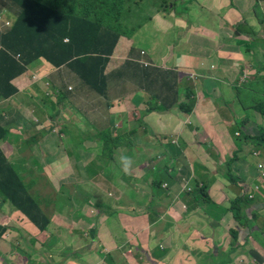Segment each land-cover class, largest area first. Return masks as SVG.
I'll return each instance as SVG.
<instances>
[{
  "label": "rangeland",
  "instance_id": "rangeland-1",
  "mask_svg": "<svg viewBox=\"0 0 264 264\" xmlns=\"http://www.w3.org/2000/svg\"><path fill=\"white\" fill-rule=\"evenodd\" d=\"M195 1L197 0L191 2L189 0H150L148 3L151 2V4H148L146 9L137 10L135 14L128 15L127 19L130 25L136 23L135 33L144 26V23L148 22L151 26L155 25V27L161 28L163 25L170 26L173 20L176 19L173 27L176 26L182 32L180 37H183V43L189 38L198 39L205 43H209L213 39L215 42H211V46L217 44L218 47L215 52L219 53L223 52V48L226 50L234 40L247 41L242 38L240 31L236 32L238 37L233 38L232 27L238 29L237 26H239L242 27L243 31L252 32V27L249 23H255L254 27L257 30H254L253 33L259 41L255 40L259 45L264 44V30H262L264 28V19L260 23L248 21L249 23L246 22L242 25V0H199V3H193ZM187 6L192 10L194 7V14H198L200 9L204 12L199 17H194L192 13L185 17L182 15L184 14L182 9ZM253 6L254 12L259 14L260 9L257 3L254 2ZM172 10L173 13L170 12ZM214 11L223 17H213L212 13ZM15 16L16 14L10 10L8 0H0L1 31L5 32L13 26ZM125 16L123 15V17ZM201 16L203 17L201 18ZM211 19H213L214 23L217 22V30L219 29L220 32L214 30ZM220 21L225 24L221 25ZM141 25L142 27L139 28ZM226 28L227 32L230 31L229 33L224 32ZM192 29L195 30L194 34L197 36L191 34ZM223 35H226V38L223 39ZM146 39L144 46H147L148 54L156 52L158 49L160 51V39L155 36L147 35V38L140 40L138 44ZM227 41H230V43H227ZM123 42L127 44V41ZM258 46L256 47L258 48ZM246 50L248 51L246 56H244L245 62L243 64L240 61L233 62L231 63L232 68H230V72L233 73L236 79H238V74H242L241 79L237 81V83L242 85L238 86V90H232L231 88L228 92V97L224 101L214 99L212 104L216 110L215 117L226 120L223 121L224 125H226L225 123L230 124L229 121H242V113L240 111L245 108L243 105L244 100L247 105L256 101V104L264 102V75L259 74V63H249L252 49ZM197 52L199 54L201 51L198 50ZM141 53L142 55L144 54L143 51ZM121 55L124 58V62L129 59L131 52L126 47H123ZM224 57L225 60L228 59L227 55ZM14 58L20 60V55H14ZM200 63L204 67V61L201 60ZM223 65H228V62ZM261 66H264V64H261ZM249 67L257 71L256 81L254 79L247 81L252 76ZM122 79L125 80L126 76L124 75ZM13 81L12 85L15 90L13 96H15L17 88ZM108 84H111L110 81ZM171 86L176 89L172 83ZM126 89L128 90L129 88L126 87ZM117 91L122 94L121 89ZM259 91L262 92V96ZM107 92H111L108 87ZM36 96L33 94L32 96H24L23 100L20 98V103H23L26 108V110L24 109L25 111H19L20 108H18L19 105L17 104H11L8 109H6L7 106L0 108V123L7 129V136L0 141V147L5 152L7 162L16 168L22 179L26 181V186H30V194L36 197L40 206L51 216V223L44 232L39 231V228H35L31 221L27 220L25 216L16 210V207L0 191V251L4 246L12 249L8 258L1 256V258L5 259V263L1 262V264H203L199 262V259L205 260L208 264H213L216 262L211 258V249L214 248V245H222L223 248L227 249L231 248L227 237H231L234 240V234L240 236L241 233H238L240 230H243L242 232L247 235H253V240L264 247V237L258 235L263 234L262 231H264V211H253L256 201L258 200L256 204H261L263 201L260 199H264V162L257 161L252 149L242 151V148H238L235 142L231 145L222 143L225 139L229 141V137L233 140L235 136H239V134L234 136L235 126H230V132L229 130L226 131L229 135L219 141L213 139L207 133L209 129L216 130L217 125L213 126L211 122L199 123L191 121L187 125L188 129H185V124L181 129V140L184 143L192 142L190 148L195 159L192 163L183 161L177 164L173 162L169 167V161H159L157 153L145 156L148 146L144 147L140 144H144L141 141L142 139H144V142L147 139L146 130L141 127L142 129L138 131V139L135 136L134 127L140 124L139 121L143 124V121L139 120L138 115L133 114L132 119L128 116L127 122L131 121L130 125L133 127L125 133L119 127L121 123L116 125L115 121H113L114 115L111 114L109 106L115 109L121 108L120 114L127 118L123 109L128 110L129 102L132 98L121 96L118 99H111L108 95V99H101L100 104H107L109 113H107L106 117L107 123L103 122V125H108L105 129H109L110 137L114 140L111 147L113 150L112 158H108L107 162L112 159L115 164L107 166L92 159L94 154L89 153V144H80L78 143L79 140L77 143H70L69 140H66L67 134L66 136L64 135V132H62L63 127L59 125L61 123L56 120H53L50 124L48 122L42 124L47 135H42L39 138V142L33 140L32 143L29 142L28 138H31L30 135L35 131L31 124L38 122L43 111H40V107H44L46 104L50 105L47 100H42V95L39 98ZM91 96L92 99H84L80 95L75 96L74 93H70V97H74V100L75 97L80 99L75 100L81 103L78 104L80 107L89 109L94 105L95 109L99 111L96 115L97 120L101 118L103 112L100 106L91 102L97 98L94 92H91ZM11 98L1 97V101L10 100ZM183 103L189 104L186 101ZM32 115H34L33 118ZM41 119H44V117ZM49 125L54 126L53 131L46 129ZM41 128L40 125V131ZM154 128V125H150V129H148L154 132ZM237 128L239 133L240 127ZM87 133H91L90 129H88ZM230 133L233 135H230ZM148 134L150 133L148 132ZM205 138L206 140H204ZM86 139L89 140L90 137H86ZM131 145H135L139 152L129 151ZM235 150H240L242 155L236 153ZM200 154L205 155L211 162H216L215 168L220 172V177L214 178L213 183L220 184L219 181L221 180L223 185L232 186V181L239 180L242 182L236 184L245 188L250 181L254 182V184L250 185L253 187V191L246 195L247 199L250 200L251 197L254 200H250L252 202L248 203L247 200L242 198L241 209H233V203L242 194L244 196L243 189V193L236 195L233 200L225 198L224 203L219 205L226 208L227 211L215 206L210 207L207 214H204L205 221H200L198 227L196 222L178 220L188 216L187 203L197 202L204 206L211 199L216 202L220 197L224 199L225 196L221 192L212 193L211 187L204 193L205 187L199 182L200 180L195 187L193 184H187L188 182L186 181L183 185L185 193L178 194L176 201L173 200L174 204L169 205L172 207L176 206L181 214H170L167 216L165 214L164 219H161L159 215L157 220H163L161 224H151L154 222L155 214L153 213L156 210L152 211L150 207L157 203L159 197L164 196V200L160 202L165 203L166 201V192H159V188H150V192L149 186L152 183L153 175L158 176L160 173L167 172L170 168L184 173L181 170L183 165L188 171H190L191 164L203 167L204 163L198 158ZM249 158L253 161L250 160L248 162ZM242 160H247L248 164L242 165ZM71 171L75 178L71 176ZM79 171L83 172L88 181L80 180ZM227 171L230 173L229 175L236 178L230 179L226 177ZM244 171L247 173L244 174ZM204 172L205 170L200 169L197 173H194V176L199 179ZM29 174H35L36 178H31ZM197 174H199V177ZM156 180L162 179L156 178ZM201 181L204 182L207 179L202 177ZM198 182L196 181L195 183ZM231 189L235 188L231 187ZM85 193L89 197H93L92 200L89 201L87 197H84ZM202 194L206 197L202 196ZM203 202L205 203L203 204ZM228 203H230V206L227 205ZM207 206H210V203ZM228 211H231V214H228L229 222L223 225L221 223L223 218L220 220H217V218L220 217L219 214H226ZM237 211L240 212L242 222L235 218ZM85 213H90L91 216H85ZM129 213L130 215L137 214L139 216L138 218H133ZM208 215L213 216V218L209 220ZM147 218L150 219V224L145 220ZM168 219H173L172 221L169 220L171 224L168 223ZM124 220L129 221L130 224L128 225L127 222L123 224ZM132 222L134 223L132 224ZM165 222H167L166 225ZM175 222L178 225H175ZM214 222L221 225L215 226L218 228L217 232L219 235L216 233V229L212 227ZM240 223L242 224L240 225ZM127 228L133 230L129 236L125 235ZM257 228H260L258 230L260 232L256 230ZM98 229L101 231V236L109 233L111 240L106 239L108 243L114 245L113 252L110 251V247L105 245V241L101 240L102 238L95 237ZM118 237L128 238L124 241H119ZM143 237L148 238V246L145 245ZM210 237H213V239L208 240ZM218 237L225 239L227 241L226 244L224 245V242L218 243ZM152 248L155 250L154 254L152 253ZM159 248L163 249L160 250ZM222 254L223 256L219 254V257H216L217 264H223V262L225 264H261L259 256L255 254L243 256H236L237 254L228 256L226 252ZM0 255H2L1 252ZM227 258L230 260H227Z\"/></svg>",
  "mask_w": 264,
  "mask_h": 264
},
{
  "label": "crops",
  "instance_id": "crops-1",
  "mask_svg": "<svg viewBox=\"0 0 264 264\" xmlns=\"http://www.w3.org/2000/svg\"><path fill=\"white\" fill-rule=\"evenodd\" d=\"M189 1L191 2L193 0ZM254 2L257 3L258 8L260 9L259 14L258 12H254ZM193 3H199V0ZM148 4H151V2L148 3V1L145 0V3H143L141 8L146 9ZM137 10L138 9L136 7L134 9L132 7L133 14H135ZM170 12L173 13V10ZM203 12L204 11H201L200 9V12L198 14H194V7L192 10L188 6L182 9V13H184L182 15H184L185 17L189 16L191 13L194 17H199ZM126 14L130 15V13L127 12V9H124L122 10L120 16ZM218 14L219 13L215 11L212 13L213 17H223L222 15ZM203 16H201V18ZM262 19H264V0H242V25L248 21L260 23L262 22ZM175 20L176 19L173 20L170 26L163 25V27L161 28L155 27V25L151 26L150 23L147 22L144 23L143 27L142 25L139 27L142 28L138 32L135 33L134 31L130 38L121 36L118 39L113 54L110 57V61L105 68V74L108 76V80L111 83L108 86V89H111V92H107L105 96H101L100 94L96 93L95 90L91 89L83 83L80 74H78L76 70V66L66 64L60 68H54L45 59H40L27 66L26 72L14 79L13 83L17 88V94L12 98L10 97V100L1 101L0 108L7 106L6 109H8L11 104H17L19 105L18 108H20L19 111H25L26 108L24 107L23 103H20V101L23 100L24 96H32L34 94L39 98L40 95H42V100H47V103H49L50 105L46 104L44 107H40V111L43 110L41 113V117L38 119V122H33L31 124L34 128H36V132L39 133L35 136L33 135V132V134L30 135L31 138H28L29 142L32 143V138H36L38 136V138H40V125L46 122H50L49 119L51 118L50 116H52L55 118L54 120H56L58 123H61L59 125L64 128H62V132H64L65 136L67 134L66 140H69L70 143H75L79 140L78 143L80 144H94L95 146H101L98 140L102 139L103 132H100V130L105 129L106 126H108L103 125V122L107 123L106 117L107 113H109L107 111V104H100L101 99H108V95L111 97V99H118L121 96H129L132 99L129 102L128 110L123 109L125 111V115H127V118H124L120 114V112L122 111L121 108L115 109L112 106H109V109L111 114L114 115L113 121H115L116 125L118 123H121L119 127H121V129L123 130V133L127 132L128 129H131V127H133L130 125L131 121L127 122L128 116H130V119H132L133 114H136L139 116V120L143 121V124L139 121L140 124L138 126H135L134 129L136 131V139H138V131L140 129L144 128L147 132L146 141L144 142V139H142L141 141L144 144H140L144 147L148 146L145 151V156H151L157 153V158L159 159V161H169V167L173 162L177 164H180L183 161L192 163L195 159L190 148L192 142L188 141L184 143L181 140V129L185 124V129H188L187 125L191 123V121H196L199 123L211 122L213 126L217 125L216 130L209 129L207 130V133L213 139H217L219 141L229 135V133L226 131L229 130L230 132V126H235L234 136L235 134H239V136L234 137L235 141L234 139L231 140L229 137V141L225 139L224 141H222V143L231 145L233 142H235L238 148H242V151H244L245 149H252L257 157V161L264 162V141L263 143L261 141L262 136H264V134H262L261 132V130H264V118H262L258 114L257 109L254 107V104H256L257 101L253 102L250 105H247L244 100L243 105L245 108H242V111L239 110L242 113V121H229L230 124L225 123L226 125L223 124V121L226 120L222 118L218 119L217 117H215L216 110L212 105L214 103V99L217 101H224L228 97V92L231 88L232 90H238V86L242 85L241 83H237V81L241 79L242 74H238V79H236L233 73L230 72V68H232L231 63L233 62L240 61L242 62V64L245 62L244 56H246V53L248 51L246 49H252V51H250L251 57L249 59V63H259L261 69L259 74L264 75V66H261V64H264V44L259 45L256 42L257 39L255 38V35L253 33L254 30H257L254 27L255 23L248 22L252 27V32H247L245 30L243 31L242 27H238V29H236V27H232V35H236V32L240 31L242 33V38L246 39L247 41L241 42L239 40H234L233 43L227 41V43H230V46L226 50L223 48V52L219 53L215 52L218 47L217 44L211 46V42H215L213 41V39L212 41H209V43H205L199 41L198 39L195 40L189 38L186 39V42L183 43V37H180L182 32L179 31L176 26L173 27V23L175 22ZM211 23H213L214 30L220 32L219 29L217 30V22L214 23L213 19H211ZM224 24V22H221V25ZM262 30H264V28ZM194 31L195 30L192 29L191 34L197 36L194 34ZM227 31L228 30L226 28L224 32ZM147 35L155 36L160 39V51L158 49L156 52L148 54L147 46H144L147 39L138 44L140 40L147 38ZM235 37H238V34ZM222 38H226V35H223ZM123 41H127V44H125ZM256 46H258V48ZM123 47H126L128 51L131 52L129 59L125 60L124 62V58L121 55ZM198 50L201 51L199 52V54L197 52ZM141 51L144 52L143 55L141 54ZM225 55H227V60L224 59ZM201 60L204 61V67L200 63ZM225 62H228V65H223ZM143 63L148 67H143ZM249 69L252 73V76L247 81H250L252 79L256 81V75H258L257 71H255L251 67H249ZM124 75L126 76L125 80L122 79ZM245 78L247 77L245 76ZM171 83L176 89L172 88ZM244 84L246 85V83ZM126 87L129 89L127 90ZM118 89L122 90V94L117 91ZM71 92L74 93L75 96H82L84 99H92L91 92H94L97 98L91 102L101 107V111L103 112L101 118L96 120V115L99 111L95 109L94 105H92L89 109L80 107L78 104L81 103L79 101H75L80 99L75 97L74 100V97H70ZM260 95L262 96V92H260ZM184 101L189 104H185L186 109H181V107H179L178 105L183 103ZM33 117L34 115H32V118ZM42 117H44V119H41ZM132 121L134 122V120ZM149 124L155 126L154 132H151L149 130ZM147 126L149 129L146 128ZM237 127H240L242 133L247 138H243L242 134L240 132L238 133ZM88 129H90L91 133H87ZM148 132L150 134H148ZM100 133L102 135H100ZM246 134H248L249 136ZM44 135L47 134L45 133ZM230 135L233 134L230 133ZM86 137H90V139L88 140L86 139ZM257 139L258 143H262L259 149H257V146H254V143L255 141H257ZM204 140H206V138ZM129 151L139 152L135 145H131ZM235 152L242 155V152H240V150H235ZM246 152L247 150L245 151V154ZM198 158L201 162L204 163L203 167L191 164L190 171H188L185 165H183L181 170L184 171V173L174 171L170 168L167 170V172L160 173V175L158 176L153 175L152 181L154 178L162 179L161 188H159L158 191L166 192V201L165 203L160 202L161 200H164V196L161 198L159 197L157 203L150 207V210H156V212L153 213L155 214L153 223L150 222L149 218H147L148 220L145 219L148 224L155 223V225H160L163 220H157V217L159 215L161 216V219H164L165 214L166 216L170 214H181L176 206L172 207L169 205L174 204L173 200L176 201L178 194L185 193V187L183 185L186 181L188 182L187 184H193L194 187L200 182L202 186L205 187L204 193L209 189V187H211L212 193L221 192V194L225 196L224 199H221L220 197L216 202L211 199L210 206H207L208 202L204 206L201 203L197 202L190 204L187 203V211L189 212L188 216L178 220H190L196 222L198 227L200 221H205L204 214H207V211L213 205L215 207H218L219 209L223 208L219 205H222L224 203L225 198H230L231 200H233L236 195L240 194L243 191V189L244 196L242 194V196L239 198H245L247 193L253 191V187L250 185L254 184V182L251 181V183L249 182V184L245 188L242 185L236 184L238 182H242L239 180L232 181V186L223 185V182L221 180L219 181L220 184L216 182L213 183L212 181L214 180V178L220 177V172H218L215 168L216 162H211L203 154L198 155ZM250 160L253 161L251 158H249L248 162H250ZM110 164L111 163H109V165ZM244 164H248L247 160H242V165ZM200 169L205 170V172L202 173V176L198 179L194 176V173H197V171ZM243 173L246 174L247 172L244 171ZM229 174L230 173L227 171L226 177L230 179L236 178ZM197 175L199 177V174ZM202 177L204 179H207V181H201ZM196 181L199 182L195 183ZM151 185L152 183L149 186L150 192ZM231 187H234L235 189H231ZM144 188H146V186H144ZM198 198L199 200H201L200 197ZM260 200L263 201L264 199ZM204 203L205 202H203V204ZM239 203V209H241L242 202ZM256 203L253 210H256L257 206H260L263 202L261 204ZM227 205L230 206V203H228ZM259 208L261 209V207ZM221 210L227 211L226 208H223ZM259 211H264V208ZM79 213L81 214V212ZM229 213L231 214V211L226 212V214H219L220 217H218L217 220L223 218L221 220V223H223V225L227 224L229 222ZM84 215L91 216L90 213H85ZM130 216L133 218H138L139 215L131 214ZM208 216L209 220L213 218V216ZM235 216L240 222H242L240 219V212L239 216H237L236 214ZM25 218L29 220L26 216ZM169 220L172 221L173 219L167 220L168 223L171 224ZM126 222L128 225L130 224V222L127 220H124L123 224H126ZM133 223L134 222H132V224ZM166 223L167 222H165V225ZM212 224V227L216 229V233L219 235V233L217 232L218 228L215 226L221 225L216 224V222ZM241 224L242 223H240V225ZM175 225H178V223L175 222ZM33 226L37 228L34 224ZM126 230V236L131 235L133 232V230H130L129 228H127ZM256 230L258 231L260 230V228H257ZM242 231L240 230L238 232L239 234L241 233L240 236L234 234V240H232L231 237H227V240H229L228 243L231 244V248L227 249L225 247L223 248L222 245H214V248L211 249V258H213L216 262L213 264H217L216 257H219V254L223 256V252H226L228 256H232L233 254H237L236 256L255 254L256 256H259V262L261 264H264V247L260 246L258 242L253 240V235H247ZM262 233L264 234V231H262ZM263 234L258 235L264 237ZM95 237L102 238L101 240L105 241V245L110 247V251H114V245L108 243L106 239H110L109 233L101 236V231L100 229H98ZM127 238L128 237H118V240L124 241ZM210 239H213V237H210L208 240ZM217 240H219L218 243L224 242V245L227 242L221 237H218ZM143 241L145 242V245H149L147 237H143ZM159 249L162 250L163 248ZM11 250V248H7L5 246L1 248L0 252L2 253V255H0V264L1 262L5 263V259L1 258V256L8 258ZM152 250V253L154 254V248H152ZM127 260L128 262H130L129 259ZM227 260L230 259L227 258ZM199 262L208 264V262H205V260L202 259H199ZM223 264L225 263L223 262Z\"/></svg>",
  "mask_w": 264,
  "mask_h": 264
},
{
  "label": "trees",
  "instance_id": "trees-1",
  "mask_svg": "<svg viewBox=\"0 0 264 264\" xmlns=\"http://www.w3.org/2000/svg\"><path fill=\"white\" fill-rule=\"evenodd\" d=\"M143 3L145 0H8L10 10L16 16L10 29L5 32L0 30V102L1 97L13 96L15 90L12 81L23 75L27 66L40 59H45L54 68L66 64L76 66L83 83L105 96L109 85L105 67L110 61L113 49L121 36L130 38L137 27L136 23L130 25L127 14L126 19L120 16L121 12L127 9L128 13L133 14L132 7L143 10ZM232 36L235 38L236 35ZM17 54L20 55V60L14 58ZM178 106L184 109L186 105L181 103ZM254 107L264 118V102L254 104ZM50 117L48 124L55 119ZM41 127L40 137L46 133L42 124ZM46 129L52 131L54 126L49 125ZM100 132H103L102 139L98 140L101 146L89 144V153L94 154L92 159L104 165L115 164L112 159L107 162L113 154L111 147L114 140L110 137L111 133L109 129H102ZM239 132L243 138H247L241 129ZM261 132L264 134V130ZM38 133L35 128L33 135ZM6 136L7 129L0 125V141ZM38 137L32 140L39 142ZM261 141H264V136ZM261 145L258 139L254 143L257 149ZM79 172L80 180L88 181L83 172ZM70 174L75 178L72 171ZM29 176L36 178L35 174ZM26 185L16 168L7 162L5 152L0 147L1 193L16 210L44 232L51 223V216L40 206L36 197L30 194V186ZM160 187L161 180L154 178L151 188ZM84 197L89 201L93 198L86 193ZM243 200L252 202L247 197ZM239 202H242V198L237 199L232 208L239 210ZM259 207L264 208V200L253 211L261 210ZM236 215L239 216V211Z\"/></svg>",
  "mask_w": 264,
  "mask_h": 264
},
{
  "label": "clouds",
  "instance_id": "clouds-1",
  "mask_svg": "<svg viewBox=\"0 0 264 264\" xmlns=\"http://www.w3.org/2000/svg\"><path fill=\"white\" fill-rule=\"evenodd\" d=\"M122 37H124V36H122ZM125 38H127V37H125ZM114 49H115V47H114ZM114 49H113V51H114ZM112 54H113V52H112ZM141 54H142V53H141ZM142 66H143V67H148V66H147L146 64H144V63L142 64ZM52 131H53V130H52ZM250 200H252L251 197H250Z\"/></svg>",
  "mask_w": 264,
  "mask_h": 264
}]
</instances>
